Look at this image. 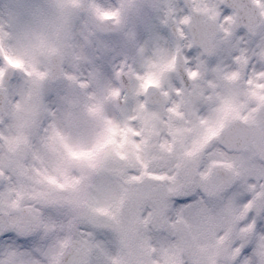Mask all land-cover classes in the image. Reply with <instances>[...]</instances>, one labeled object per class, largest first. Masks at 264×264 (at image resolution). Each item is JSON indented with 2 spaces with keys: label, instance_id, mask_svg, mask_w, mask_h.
Returning a JSON list of instances; mask_svg holds the SVG:
<instances>
[{
  "label": "snow or ice",
  "instance_id": "obj_1",
  "mask_svg": "<svg viewBox=\"0 0 264 264\" xmlns=\"http://www.w3.org/2000/svg\"><path fill=\"white\" fill-rule=\"evenodd\" d=\"M74 6L70 27L90 16L119 28L140 7ZM159 11L170 49L144 72L109 64L100 101L69 76L92 97L79 111L28 50L0 41V264H264V0ZM126 72L135 99L118 120L104 104L127 100ZM26 101L27 142L13 152Z\"/></svg>",
  "mask_w": 264,
  "mask_h": 264
},
{
  "label": "rangeland",
  "instance_id": "obj_2",
  "mask_svg": "<svg viewBox=\"0 0 264 264\" xmlns=\"http://www.w3.org/2000/svg\"><path fill=\"white\" fill-rule=\"evenodd\" d=\"M4 1L0 0V41L11 40L14 45L28 50L36 65L46 75L50 71L49 55L63 49L66 80L62 83L50 84L45 79L42 83L57 87L60 90L62 103L79 111L92 100V97L78 87L74 80L69 79V76L76 75L80 79L84 77L89 81L90 90L93 91L95 98L100 101L105 87V74L101 75L99 68H104L106 63L116 65L117 60L121 58L119 44L131 48L123 39L124 34L104 40L96 29L94 19L90 16L70 27V20L77 11L74 5H80L81 0H10V4L8 2L7 5ZM115 2L116 0H105L107 4ZM132 2L140 6L139 10L135 8L129 10L122 27L124 30L133 28L138 35L147 37L148 41L154 38L159 44L161 36L157 33L163 31L159 25V17L162 15L159 8L164 6L165 0H132ZM5 28L8 31H5ZM125 55L128 56L126 52ZM133 100L134 97L127 98L126 102L131 104ZM22 111L20 130L10 142V149L13 152L22 150L27 142L23 128L27 123L26 118L32 112L31 104L26 101ZM104 111L114 119H123L115 101L105 103ZM140 115L138 118L145 125L150 123L151 113L140 112ZM117 134L122 138L129 135L124 129H119Z\"/></svg>",
  "mask_w": 264,
  "mask_h": 264
},
{
  "label": "flooded vegetation",
  "instance_id": "obj_3",
  "mask_svg": "<svg viewBox=\"0 0 264 264\" xmlns=\"http://www.w3.org/2000/svg\"><path fill=\"white\" fill-rule=\"evenodd\" d=\"M133 30H134L133 28L124 30V28L121 26L118 28V31L115 34L103 35L102 37L104 40H107L117 35L120 36L124 34L123 39L125 40V42L127 41L130 44L131 48L124 47L121 44H119L121 58H119V60L117 61H120L122 58H126L128 63L133 65L137 71L144 72L145 67L147 65V57L151 56L153 59H155V55L153 53L154 49H170L171 39H163L162 37H160L161 40L158 44L157 41L154 40V38L148 41L147 37L141 36L140 34L138 35ZM131 33H135V35L133 36L131 35ZM141 45L144 46V50L141 52H138L137 50L140 48ZM125 52L128 54V56L125 55ZM104 69H105V72H104L105 74L104 75V78H105L104 89H105L107 86L113 83V81L111 80V73L108 71V63L105 64ZM125 76L127 79H129L128 80L129 87L127 91H125L126 96L127 98L134 97L135 99L134 93H135V87H136V80L132 78L131 74H128L127 72ZM131 104L124 101L123 106L119 109L122 116L126 108H128V110L131 109ZM140 112L141 110L137 109L136 111L137 117L141 116Z\"/></svg>",
  "mask_w": 264,
  "mask_h": 264
},
{
  "label": "water",
  "instance_id": "obj_4",
  "mask_svg": "<svg viewBox=\"0 0 264 264\" xmlns=\"http://www.w3.org/2000/svg\"><path fill=\"white\" fill-rule=\"evenodd\" d=\"M105 24H106V23H105ZM105 24H98V27H99L103 32H105V31H104V29H103L104 26H102V25H105ZM107 28H108V27H107ZM113 28H114V26H113ZM113 28H110V29L113 30ZM58 59H59V56L57 57L56 55H53V56L51 57V64H52L53 67L56 65V62H57ZM61 71H62L61 66H60L59 69L53 70L51 76L49 77V78L51 79V81H55L56 79H59V78L62 76Z\"/></svg>",
  "mask_w": 264,
  "mask_h": 264
}]
</instances>
